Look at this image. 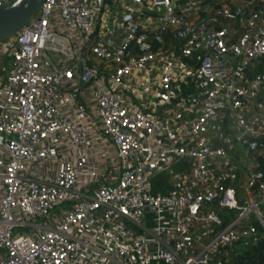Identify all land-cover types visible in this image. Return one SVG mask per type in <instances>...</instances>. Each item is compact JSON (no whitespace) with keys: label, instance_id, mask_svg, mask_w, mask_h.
<instances>
[{"label":"built area","instance_id":"1","mask_svg":"<svg viewBox=\"0 0 264 264\" xmlns=\"http://www.w3.org/2000/svg\"><path fill=\"white\" fill-rule=\"evenodd\" d=\"M0 71V264H235L264 240V0H44Z\"/></svg>","mask_w":264,"mask_h":264},{"label":"water","instance_id":"2","mask_svg":"<svg viewBox=\"0 0 264 264\" xmlns=\"http://www.w3.org/2000/svg\"><path fill=\"white\" fill-rule=\"evenodd\" d=\"M44 0L0 1V41L12 37L22 29L40 9ZM260 139L244 136L243 143H248L251 150L258 146Z\"/></svg>","mask_w":264,"mask_h":264},{"label":"crops","instance_id":"3","mask_svg":"<svg viewBox=\"0 0 264 264\" xmlns=\"http://www.w3.org/2000/svg\"><path fill=\"white\" fill-rule=\"evenodd\" d=\"M171 167L176 172L189 170V164L183 160L174 162ZM152 185L153 192L155 193L167 192L172 187L171 176L168 171H161L153 177Z\"/></svg>","mask_w":264,"mask_h":264},{"label":"trees","instance_id":"4","mask_svg":"<svg viewBox=\"0 0 264 264\" xmlns=\"http://www.w3.org/2000/svg\"><path fill=\"white\" fill-rule=\"evenodd\" d=\"M235 264H264V240L257 246L243 251Z\"/></svg>","mask_w":264,"mask_h":264},{"label":"rangeland","instance_id":"5","mask_svg":"<svg viewBox=\"0 0 264 264\" xmlns=\"http://www.w3.org/2000/svg\"><path fill=\"white\" fill-rule=\"evenodd\" d=\"M7 64V63H6ZM9 62H8V66H9ZM0 73H1V71H0ZM2 74H4L3 72H2ZM241 148V147H240ZM236 184H238V183H236ZM63 206H65V205H63ZM220 212H221V215L224 217V218H228L229 219V221H231L232 219H233V216H232V213H231V211L229 210V209H222V210H220ZM254 214V213H253ZM252 216H255V214L254 215H252Z\"/></svg>","mask_w":264,"mask_h":264}]
</instances>
